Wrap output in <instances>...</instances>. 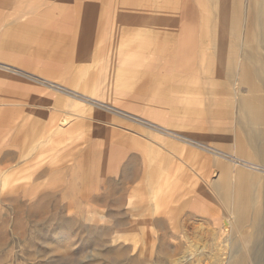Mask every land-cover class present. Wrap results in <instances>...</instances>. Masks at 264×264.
<instances>
[{"label":"crops","instance_id":"0c3cea01","mask_svg":"<svg viewBox=\"0 0 264 264\" xmlns=\"http://www.w3.org/2000/svg\"><path fill=\"white\" fill-rule=\"evenodd\" d=\"M155 87L168 94L163 113L132 107ZM61 91L228 159L229 187L211 184L225 206L212 209L230 210L242 189L249 216L230 260L264 264V0H0V148L8 100L27 106L40 139L52 102L54 140Z\"/></svg>","mask_w":264,"mask_h":264},{"label":"rangeland","instance_id":"374dc122","mask_svg":"<svg viewBox=\"0 0 264 264\" xmlns=\"http://www.w3.org/2000/svg\"><path fill=\"white\" fill-rule=\"evenodd\" d=\"M155 88L152 101L132 107L148 110L150 102L163 113L168 94ZM8 103V148H0V264H171L186 251L185 232L198 226L196 232H206L202 220L224 233L225 211L205 215L202 205L179 202L202 194L223 210L211 184L226 175L228 159L63 91L54 140L48 139L57 120L48 109L52 102L44 110L42 138H30L27 106ZM179 120L174 116L171 125ZM221 235L204 233L201 264L215 263Z\"/></svg>","mask_w":264,"mask_h":264},{"label":"bare ground","instance_id":"6f19581e","mask_svg":"<svg viewBox=\"0 0 264 264\" xmlns=\"http://www.w3.org/2000/svg\"><path fill=\"white\" fill-rule=\"evenodd\" d=\"M15 68H10L11 71H19ZM155 127H157V125H155ZM159 130L160 127H158ZM252 163V162H251ZM246 165V164H245ZM254 167V166H253ZM252 167V168H253ZM250 168V167H249ZM258 169V168H257ZM256 170V168H255ZM263 170V169H262ZM260 171V170H259ZM227 175V174H226ZM237 184V183H236ZM236 184L234 186H236ZM239 185V183L237 184ZM229 187L228 183L226 182V180H217L214 183V187H216L217 189H219V193H220V189L223 190L222 188L224 187ZM225 187V188H226ZM239 186H237V189L235 187V191H233L234 193V197H233V206L228 207L230 208V210L227 209V211H225L224 213V220L221 222L223 224V226L225 227L224 229V233L222 232V235L224 237L223 242H219L218 243L214 241V243L217 246V249H212L214 252L212 255V260H215L214 264H233L232 262H234L233 260H230L231 258V251L233 249V245L231 244V233L233 232L234 227L240 225V224H244L246 219H248V211L245 210V200H244V196H243V192L242 189ZM158 189V188H157ZM234 189V188H233ZM224 191V190H223ZM222 191V192H223ZM161 193V192H160ZM222 194V193H221ZM200 195V194H199ZM220 196V195H219ZM222 197V195H221ZM200 201H203L202 197H198L196 195H193L191 197L186 196L183 199H181V201L179 203H182L183 206H195L198 207L200 205ZM208 201V200H207ZM224 204V203H223ZM211 205V206H210ZM207 207H204L203 205L200 206V209L202 210L203 213L208 214V215H213L215 214V212H218L217 210L214 211L212 204H210ZM199 208V207H198ZM198 210V209H197ZM161 212V211H160ZM221 212V211H220ZM164 213V212H163ZM200 214V213H199ZM220 214V213H219ZM218 215V214H216ZM215 215V216H216ZM184 217V216H182ZM214 218V217H213ZM220 218V217H217ZM222 218V217H221ZM211 219V218H210ZM219 220V219H218ZM183 221V220H182ZM196 221V220H195ZM199 221V220H198ZM213 221V220H212ZM200 222V221H199ZM200 225H202V228L205 227L207 225V230L206 232H196L198 231L199 228H201V226L196 227V231H193L195 233H188L185 232V235H183L187 241V245L184 246L186 251L181 255L178 256L176 258H174L171 261V264H184V263H189V264H201V261L205 260V257H207L206 253H201L198 252L197 249L201 248L202 246H200L201 244L203 245V243H199L201 242V238L204 237V233L207 234V232H211L212 234L217 235H221L220 233L216 232L214 229H211L209 226V222L207 220H202V222H200ZM221 230V229H220ZM237 230V229H236ZM238 231V230H237ZM216 232V233H215ZM238 233V232H237ZM210 234V233H209ZM221 235V237H222ZM180 236V235H179ZM212 236V235H211ZM198 237L200 238V240H198ZM220 239V238H219ZM241 239V238H240ZM252 239V238H251ZM182 241V239H181ZM204 242V240H202ZM208 241H206L205 243L207 244ZM242 242V240H241ZM256 242V241H255ZM213 243V244H214ZM200 244V245H199ZM214 244V245H215ZM244 245V244H243ZM207 246V245H206ZM210 247V246H209ZM204 249V247H202ZM211 248V247H210ZM214 248V247H213ZM207 250V249H206ZM205 250V251H206ZM184 251V250H183ZM246 252V251H245ZM211 253V252H210ZM210 253H208L209 255H211ZM209 258V257H208ZM211 258V257H210ZM207 259V258H206ZM209 261V260H208ZM249 261V260H248ZM212 262V261H211ZM251 264V263H250Z\"/></svg>","mask_w":264,"mask_h":264}]
</instances>
